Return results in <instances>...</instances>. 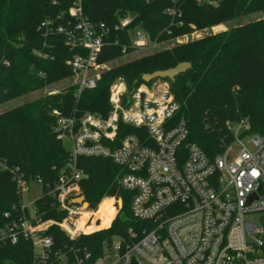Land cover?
<instances>
[{
  "label": "trees",
  "instance_id": "obj_1",
  "mask_svg": "<svg viewBox=\"0 0 264 264\" xmlns=\"http://www.w3.org/2000/svg\"><path fill=\"white\" fill-rule=\"evenodd\" d=\"M211 1L216 4L205 0H83L84 14L94 24L111 27L126 16H132L134 22L129 31L111 34V45L104 48L99 59V63L110 67L101 74L95 89L84 91L78 99L76 88L68 87L59 94L40 96L0 114V264H41L29 239L20 233L18 242L13 244L1 236L2 231H8L22 219L33 224L36 219L61 222L66 215L48 193V185L58 178L70 157L67 145L56 137L54 110L66 116L107 115L111 110L110 87L117 79L123 78L133 91L147 84L143 81L144 74L190 62L192 68L174 83L161 79L170 84L180 103L178 117L187 120V143L197 144L214 159L235 139L230 125L244 121L248 128L242 135L264 134L263 19L171 45L195 31L264 14V0ZM73 2L0 0V106L42 92L73 76L67 62L82 51L70 50L64 35L45 39L38 31L45 20L58 16L68 20ZM168 11L176 14L170 15ZM135 28L144 30L151 41L161 44V50L124 60L134 54L129 48L128 55L123 57L122 50L129 46L130 32ZM122 137L120 131L119 139ZM78 167L84 173L82 194L92 209H99L96 218L101 219V224L93 223L87 232H95L74 241L55 225L40 232V237L54 240L45 264H62L58 253L66 255L69 264H79L77 256L84 259L83 264H93L107 246L125 237L130 228L142 227L132 215L131 194L119 185L123 173L119 166L110 159L82 157ZM17 177L28 184L39 179L43 183L41 197L33 202L32 209L24 205ZM106 198H121L124 204L113 222L115 200L99 207ZM88 216L83 215L80 228L85 226ZM111 222L110 228L102 229ZM86 253L91 255L87 261Z\"/></svg>",
  "mask_w": 264,
  "mask_h": 264
},
{
  "label": "built area",
  "instance_id": "obj_2",
  "mask_svg": "<svg viewBox=\"0 0 264 264\" xmlns=\"http://www.w3.org/2000/svg\"><path fill=\"white\" fill-rule=\"evenodd\" d=\"M68 17L66 21L64 16L45 20L38 31L45 39L64 35L70 50L82 51L67 62L73 76L66 80V88L75 87L79 99L84 91L95 89L101 74L109 69V64H101L99 59L111 45V34L129 31L134 18H120L111 27L94 24L84 14L83 0H74ZM198 32L176 41L187 38L188 42ZM130 35L123 57L129 48L139 52L159 45L140 28ZM54 86L44 89L46 95L66 89ZM110 104L107 115L52 112L56 137L67 145L70 157L58 178L48 185V193L66 215L61 222L36 219L33 224L22 219L1 236L15 244L23 234L32 242L37 260L45 264L54 240L40 237V232L55 225L72 241L95 232L85 230L93 223L100 225L101 219L82 194L84 173L78 161L96 157L110 159L123 170L119 185L131 194V212L142 227L130 228L93 264H264V134L242 135L247 123L232 124L229 129L234 141L210 159L197 144L187 143V120L178 117L181 106L168 82L158 79L130 91L119 78L110 87ZM120 131L123 137L119 139ZM244 137L246 142H242ZM17 182L23 200L29 184L20 177ZM37 183L42 188L40 179ZM85 214L89 216L80 228ZM57 255L62 264H69L66 255ZM90 258L86 253L85 260ZM75 259L83 264L84 259Z\"/></svg>",
  "mask_w": 264,
  "mask_h": 264
},
{
  "label": "rangeland",
  "instance_id": "obj_3",
  "mask_svg": "<svg viewBox=\"0 0 264 264\" xmlns=\"http://www.w3.org/2000/svg\"><path fill=\"white\" fill-rule=\"evenodd\" d=\"M259 19H263L264 20V14L263 13H259L257 15H252V16L247 17V18H242V19L238 20L237 22L231 23L229 25L223 24V25L211 28V29H204V30L199 31L198 33L194 34L192 37H190L188 39V41L196 39V38H202L204 36L211 35V34H217V33H220L222 31L227 30L228 28L237 26L239 24H245V23H247L249 21L259 20ZM182 42L186 43L187 42V38L182 39L181 43ZM176 43H178V42L177 41H172L171 45H174ZM171 45H169V46L166 45V46L170 47ZM161 48H162L161 44H159L158 46H156L154 48L146 49V50L139 51V52H134V54H132L130 56H127L126 59H124V60H129L130 58L132 59L133 57H137V56L139 57V56H142V55L151 54V53H154V52H156L158 50H161ZM109 67H110V65H109ZM68 85H69V81H64V82H62L60 84L55 85L54 88L62 91ZM44 95H46L45 90H43L42 92L35 93V94L30 95V96L21 98V99H17V100H13L11 102H8V103L0 106V114L3 113V112L8 111L10 109H13L15 107H18V106L22 105L23 103H25L27 101H33V100L37 99L38 97L44 96ZM246 141H247V139H246V137H244L242 142H246ZM41 194H42V189H41L40 185L37 182H35V181H31L29 183V186H28V192H26L24 194V197H23V201H24L25 206L31 207V204L34 201H36L37 199H39L41 197ZM114 200L116 202V205H114V207L116 208V211L114 213L115 217L112 220V222L119 216L120 210L123 208V205H124L122 200L120 201V199H116V198H114ZM112 201L113 200H111V199H104L99 204V207L103 203L112 202ZM112 222H111V224H104L102 226V229L110 228L111 225H112ZM99 230H101V229H99ZM96 231H98V230H96Z\"/></svg>",
  "mask_w": 264,
  "mask_h": 264
},
{
  "label": "water",
  "instance_id": "obj_4",
  "mask_svg": "<svg viewBox=\"0 0 264 264\" xmlns=\"http://www.w3.org/2000/svg\"><path fill=\"white\" fill-rule=\"evenodd\" d=\"M191 68L192 63L182 62L176 65L175 67L169 68L167 70H159L150 74H144L143 81L145 83H150L151 81L156 79H169L172 83H174L179 75L186 73Z\"/></svg>",
  "mask_w": 264,
  "mask_h": 264
},
{
  "label": "bare ground",
  "instance_id": "obj_5",
  "mask_svg": "<svg viewBox=\"0 0 264 264\" xmlns=\"http://www.w3.org/2000/svg\"><path fill=\"white\" fill-rule=\"evenodd\" d=\"M111 200H114V198H110ZM85 230L87 231L88 230V228H85Z\"/></svg>",
  "mask_w": 264,
  "mask_h": 264
},
{
  "label": "snow or ice",
  "instance_id": "obj_6",
  "mask_svg": "<svg viewBox=\"0 0 264 264\" xmlns=\"http://www.w3.org/2000/svg\"><path fill=\"white\" fill-rule=\"evenodd\" d=\"M255 174V173H254Z\"/></svg>",
  "mask_w": 264,
  "mask_h": 264
}]
</instances>
